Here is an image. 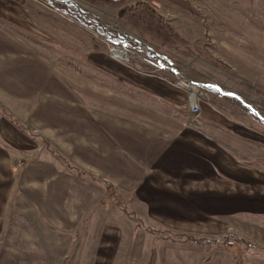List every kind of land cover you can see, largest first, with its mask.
I'll return each instance as SVG.
<instances>
[{"label":"rangeland","instance_id":"rangeland-1","mask_svg":"<svg viewBox=\"0 0 264 264\" xmlns=\"http://www.w3.org/2000/svg\"><path fill=\"white\" fill-rule=\"evenodd\" d=\"M14 1L25 14L0 16V264H108L117 254L124 264L137 245L128 234L154 232L136 211L152 195L121 191L131 184L118 163L88 153L87 139L103 153L109 124L133 126L141 97L92 63L93 51L180 83L190 111L199 97L214 100L249 131L255 156H239V180L250 168L262 185L264 0ZM107 35L124 42L128 62L112 55ZM118 103L127 119L106 113ZM199 114L186 122L202 128ZM242 188L238 211L223 195L237 220L224 215L213 244L186 240L192 252L214 264H264V190Z\"/></svg>","mask_w":264,"mask_h":264},{"label":"crops","instance_id":"crops-1","mask_svg":"<svg viewBox=\"0 0 264 264\" xmlns=\"http://www.w3.org/2000/svg\"><path fill=\"white\" fill-rule=\"evenodd\" d=\"M152 2L158 4L160 0ZM24 11L14 0H0V16L5 19H16ZM106 58L93 51L90 60L104 69L109 65L110 73L133 85L141 97L131 116L133 126L128 127L126 121L117 123V127L109 124L103 153L99 147L91 150L94 141L87 139L88 153L93 151L104 162L118 163L120 177L125 176L131 184L125 185L128 181L123 180L121 191L152 195L150 201L145 199L143 206L135 208L141 209L138 216L148 218V222L143 219L145 225L154 232L143 229L145 233L139 230L128 234L137 245L128 250L124 264H130L132 258L134 264H207V260L214 264L216 256L205 259V254H197L198 248L192 252L189 243H184L189 240L185 235L217 237L225 230L224 215L237 220L233 211L224 213L223 195H227L230 210L238 211L240 188L252 189L253 193L261 186L264 190V182L256 185L254 169L248 168L244 181L239 180V156H255L248 144L247 127L233 122L214 100L203 97L198 99L203 127H193L186 122L191 112L189 89L173 79L146 74ZM146 95L154 103L147 102ZM108 108L107 114L128 118L127 110L119 103ZM249 209L256 210L254 206ZM121 258L117 254L108 264H121Z\"/></svg>","mask_w":264,"mask_h":264},{"label":"built area","instance_id":"built-area-1","mask_svg":"<svg viewBox=\"0 0 264 264\" xmlns=\"http://www.w3.org/2000/svg\"><path fill=\"white\" fill-rule=\"evenodd\" d=\"M106 44L110 48V52L112 55L121 61L128 62L130 60V52L127 48L124 46L123 41H117L114 38H112L110 35L103 36ZM180 84V83H179ZM185 86L187 85L186 83H183ZM191 111L195 114L200 113V106L197 102L192 101L191 102ZM229 244H234L233 241H228Z\"/></svg>","mask_w":264,"mask_h":264},{"label":"trees","instance_id":"trees-1","mask_svg":"<svg viewBox=\"0 0 264 264\" xmlns=\"http://www.w3.org/2000/svg\"><path fill=\"white\" fill-rule=\"evenodd\" d=\"M97 2H100V3H105V4H115V5H124L126 2H128L129 0H96ZM61 2H65L64 0H61ZM117 39H120V38H117ZM150 230V229H148ZM184 236V235H182ZM185 237L189 240H194L195 242L197 243H211V242H214L216 240L214 239H211V238H198V237H195L193 235H185Z\"/></svg>","mask_w":264,"mask_h":264},{"label":"water","instance_id":"water-1","mask_svg":"<svg viewBox=\"0 0 264 264\" xmlns=\"http://www.w3.org/2000/svg\"><path fill=\"white\" fill-rule=\"evenodd\" d=\"M174 68L178 69L176 66L173 65Z\"/></svg>","mask_w":264,"mask_h":264},{"label":"bare ground","instance_id":"bare-ground-1","mask_svg":"<svg viewBox=\"0 0 264 264\" xmlns=\"http://www.w3.org/2000/svg\"><path fill=\"white\" fill-rule=\"evenodd\" d=\"M192 86V85H191ZM193 88L195 87V86H192Z\"/></svg>","mask_w":264,"mask_h":264}]
</instances>
